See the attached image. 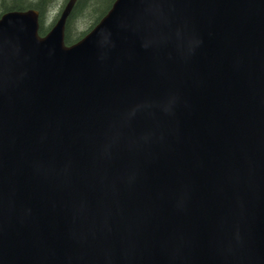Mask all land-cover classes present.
<instances>
[{"label": "water", "instance_id": "obj_1", "mask_svg": "<svg viewBox=\"0 0 264 264\" xmlns=\"http://www.w3.org/2000/svg\"><path fill=\"white\" fill-rule=\"evenodd\" d=\"M74 3L0 15V264H264V0Z\"/></svg>", "mask_w": 264, "mask_h": 264}, {"label": "trees", "instance_id": "obj_2", "mask_svg": "<svg viewBox=\"0 0 264 264\" xmlns=\"http://www.w3.org/2000/svg\"><path fill=\"white\" fill-rule=\"evenodd\" d=\"M53 0H0V15L9 10L34 8L39 12V35L47 33L53 17L47 22ZM66 0L60 3V9ZM114 0H75L64 26V43L70 45L85 35L108 11ZM104 7V8H103Z\"/></svg>", "mask_w": 264, "mask_h": 264}, {"label": "rangeland", "instance_id": "obj_3", "mask_svg": "<svg viewBox=\"0 0 264 264\" xmlns=\"http://www.w3.org/2000/svg\"><path fill=\"white\" fill-rule=\"evenodd\" d=\"M61 1L62 0H53V2H52V7L50 8V14H49V17H48V20H47V22H49L53 17H55V20L58 18V16H59V13H60V11L62 10V8H63V6L61 7V9H60V3H61ZM65 4V3H64ZM63 4V5H64ZM104 8V7H103ZM54 20V21H55ZM54 23V22H53ZM52 23V24H53ZM51 24V25H52Z\"/></svg>", "mask_w": 264, "mask_h": 264}]
</instances>
